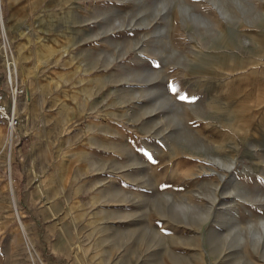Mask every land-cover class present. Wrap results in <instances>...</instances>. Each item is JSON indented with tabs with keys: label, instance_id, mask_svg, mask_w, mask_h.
<instances>
[{
	"label": "rangeland",
	"instance_id": "1",
	"mask_svg": "<svg viewBox=\"0 0 264 264\" xmlns=\"http://www.w3.org/2000/svg\"><path fill=\"white\" fill-rule=\"evenodd\" d=\"M1 2L0 264H264V0Z\"/></svg>",
	"mask_w": 264,
	"mask_h": 264
},
{
	"label": "built area",
	"instance_id": "2",
	"mask_svg": "<svg viewBox=\"0 0 264 264\" xmlns=\"http://www.w3.org/2000/svg\"><path fill=\"white\" fill-rule=\"evenodd\" d=\"M22 93H23V90H19L18 88H16V90L14 89L13 95L14 97H17L18 95H21ZM14 106H15V103H14ZM14 106L12 108L10 107L9 102L7 100L6 93L0 84V123L6 124V126L9 129H13L15 130V132H17V130L21 126V120L18 114L15 112Z\"/></svg>",
	"mask_w": 264,
	"mask_h": 264
},
{
	"label": "crops",
	"instance_id": "3",
	"mask_svg": "<svg viewBox=\"0 0 264 264\" xmlns=\"http://www.w3.org/2000/svg\"><path fill=\"white\" fill-rule=\"evenodd\" d=\"M0 7L2 8V2L0 0ZM1 13H3L2 9H1ZM2 24H3V36L5 37V25H4V21L2 20ZM9 69H10V83L13 82V79H14V76H15V72H16V69H14L13 65H12V68H10L9 66ZM4 127H7L6 124L4 123H0V132L3 130Z\"/></svg>",
	"mask_w": 264,
	"mask_h": 264
},
{
	"label": "bare ground",
	"instance_id": "4",
	"mask_svg": "<svg viewBox=\"0 0 264 264\" xmlns=\"http://www.w3.org/2000/svg\"><path fill=\"white\" fill-rule=\"evenodd\" d=\"M17 101H18V100L16 99V100H15V106H14L15 108H19V107H16V102H17ZM11 131H14V130L11 129Z\"/></svg>",
	"mask_w": 264,
	"mask_h": 264
},
{
	"label": "snow or ice",
	"instance_id": "5",
	"mask_svg": "<svg viewBox=\"0 0 264 264\" xmlns=\"http://www.w3.org/2000/svg\"><path fill=\"white\" fill-rule=\"evenodd\" d=\"M181 99H185V97H181Z\"/></svg>",
	"mask_w": 264,
	"mask_h": 264
}]
</instances>
